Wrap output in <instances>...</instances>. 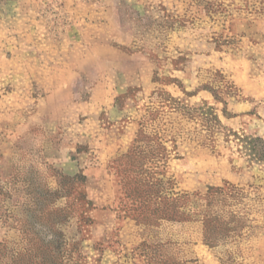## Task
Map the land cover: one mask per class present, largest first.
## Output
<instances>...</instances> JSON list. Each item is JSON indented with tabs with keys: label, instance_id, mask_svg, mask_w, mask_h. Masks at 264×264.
Returning <instances> with one entry per match:
<instances>
[{
	"label": "rangeland",
	"instance_id": "374dc122",
	"mask_svg": "<svg viewBox=\"0 0 264 264\" xmlns=\"http://www.w3.org/2000/svg\"><path fill=\"white\" fill-rule=\"evenodd\" d=\"M264 0H0V264H264Z\"/></svg>",
	"mask_w": 264,
	"mask_h": 264
},
{
	"label": "trees",
	"instance_id": "16d2710c",
	"mask_svg": "<svg viewBox=\"0 0 264 264\" xmlns=\"http://www.w3.org/2000/svg\"><path fill=\"white\" fill-rule=\"evenodd\" d=\"M252 150L255 152V154H258V156L264 157V147L262 146L261 149H257L255 146L252 148Z\"/></svg>",
	"mask_w": 264,
	"mask_h": 264
}]
</instances>
